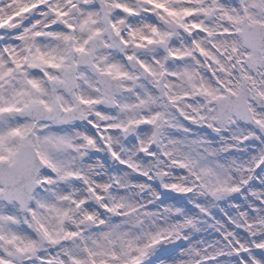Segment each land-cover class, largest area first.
<instances>
[{
    "label": "snow or ice",
    "instance_id": "6c2138e0",
    "mask_svg": "<svg viewBox=\"0 0 264 264\" xmlns=\"http://www.w3.org/2000/svg\"><path fill=\"white\" fill-rule=\"evenodd\" d=\"M0 264H264V0H0Z\"/></svg>",
    "mask_w": 264,
    "mask_h": 264
}]
</instances>
